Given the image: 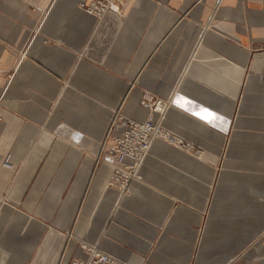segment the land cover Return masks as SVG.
I'll use <instances>...</instances> for the list:
<instances>
[{"label": "crops", "instance_id": "1", "mask_svg": "<svg viewBox=\"0 0 264 264\" xmlns=\"http://www.w3.org/2000/svg\"><path fill=\"white\" fill-rule=\"evenodd\" d=\"M32 1L0 0V66L16 65L9 83L0 67L1 264L84 260L80 244L128 264H264V0H127L100 20L36 0L53 4L34 34ZM144 93L172 97L161 125L203 155L155 139L120 194L100 145L122 100L145 118Z\"/></svg>", "mask_w": 264, "mask_h": 264}, {"label": "built area", "instance_id": "2", "mask_svg": "<svg viewBox=\"0 0 264 264\" xmlns=\"http://www.w3.org/2000/svg\"><path fill=\"white\" fill-rule=\"evenodd\" d=\"M126 1L79 0L78 7L87 15L101 19L106 13L120 15ZM167 103L157 100L151 112L149 111L142 121L125 120L123 127H119L115 122L111 124L114 129L113 143L106 150V156L112 159V173L108 184L118 192H126L131 183L142 181L140 170L143 160L149 151L151 142L162 135L158 131L161 125L155 119L160 115L165 116V111L170 108L171 101ZM111 134L110 130L108 135L111 136ZM81 248L87 253L86 259H75L66 264H128L105 254L97 246L82 244Z\"/></svg>", "mask_w": 264, "mask_h": 264}, {"label": "rangeland", "instance_id": "3", "mask_svg": "<svg viewBox=\"0 0 264 264\" xmlns=\"http://www.w3.org/2000/svg\"><path fill=\"white\" fill-rule=\"evenodd\" d=\"M132 1L133 0H130L129 2L131 3ZM36 2H37L36 0L32 1V12L37 13L39 18H37V22L33 25V28H32V33L33 34L38 31V28H39V26H40V24H41V22H42V20L44 18V15L47 12V8L49 9V7L52 6L51 4H53V2L51 1V2H47L43 7H40V6H37ZM78 3H79V0L77 1V4H75L77 9H79ZM127 7L128 6H127V2H126L122 6L121 14H124V10H126ZM97 20H100V19H97ZM210 21H211V24L213 25L214 22L212 21V18H211ZM12 51L16 52V55L19 56V57L25 56V53L23 52V50H15L14 49ZM0 67L4 68V71L1 72L2 73L1 76L9 83L12 80L13 76H14V71L16 70V65L15 64H11V65H8V66L7 65H2ZM1 69L2 68H0V70ZM171 98H172L171 96L167 97V98H163V97H157V96L151 95L149 93H144L141 97L138 98L137 107H139L140 109L145 111V117H146L148 115V111L151 112V110L153 109V105L157 102V100H161V101H164L165 103H167L169 100L171 101ZM122 101L115 108H113V110H112V113H111V116H110V120H109V122L107 123V125L105 127V132H104V137H103L104 140H102V143L100 145V146H102L101 147L102 149H101L99 155L103 154V156L104 155L106 156V150H107L106 147H107V145L111 144L110 146H112V143H113L112 139H113L114 129L112 128L111 124L113 122H115V124L119 125V127H120L125 120H131L132 119V117H130L128 115L126 117L122 113V111H121ZM169 105L171 107L172 106V102ZM166 112L167 111H165V113ZM165 119H166V116L162 117L160 115V116H157L155 120H157V122H159L160 125H161V123ZM132 120H137V119H132ZM142 120H144V119H140V120H137V121H142ZM0 121H1V118H0ZM110 130H111V133H112L111 136L108 135V132H110ZM158 131L161 132L162 135L160 137L156 138V139H159V140H162L164 142H167L168 144L174 146L175 148H177L178 150H180V151H182L184 153H187V154L191 155L192 157L196 158L197 160L202 159V155H203V150L202 149H200L199 147H197V146H195V145H193L191 143H188V142L184 141L183 139L178 138V136L173 134V131L170 130L168 127L161 125L160 128L158 129ZM172 139H174L175 141L172 140ZM99 161H101L105 165L107 163H109V165H107V166H109L110 171L112 173V169H111L112 168V162L111 161H109V160L107 161L103 157H101V159H99ZM111 173H110V176H111ZM110 176H109L108 181H107V186L109 188H113L112 186H110L108 184L109 181H110ZM113 189H115V188H113ZM125 193L126 192H123V193H120V194H125ZM2 202L6 203L7 201L5 200V198H2L1 199V203ZM46 225H47V229L48 228L49 229L53 228L52 223H50V222H48ZM66 240H68V237L66 238ZM81 245L82 244H80L78 246L81 248ZM69 261H67L66 263H68ZM1 262H2V257L0 255V264H1ZM58 264H62V263H60V261H59Z\"/></svg>", "mask_w": 264, "mask_h": 264}, {"label": "bare ground", "instance_id": "4", "mask_svg": "<svg viewBox=\"0 0 264 264\" xmlns=\"http://www.w3.org/2000/svg\"><path fill=\"white\" fill-rule=\"evenodd\" d=\"M79 10H80V9H79ZM167 111H168V109H167ZM148 113H149V111H148ZM166 113H167V112H166ZM155 139H156V138H155ZM155 139H154V140H155ZM103 140H104V139H103ZM151 143H152V142H151ZM150 146H151V145H150ZM101 147H102V146H101ZM101 149H102V148H101ZM149 149H150V148H149ZM148 152H149V151H148ZM147 154H148V153H147ZM137 183H139V182H137Z\"/></svg>", "mask_w": 264, "mask_h": 264}]
</instances>
